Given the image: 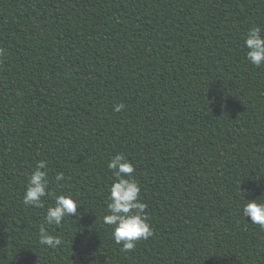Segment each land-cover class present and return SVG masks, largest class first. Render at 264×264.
I'll return each instance as SVG.
<instances>
[{
    "label": "trees",
    "instance_id": "obj_1",
    "mask_svg": "<svg viewBox=\"0 0 264 264\" xmlns=\"http://www.w3.org/2000/svg\"><path fill=\"white\" fill-rule=\"evenodd\" d=\"M254 25L264 0H0V264H264V228L241 211L264 202ZM116 153L153 229L129 252L103 222ZM40 160L80 205L59 226L51 196L22 203ZM41 226L62 243L41 245Z\"/></svg>",
    "mask_w": 264,
    "mask_h": 264
},
{
    "label": "clouds",
    "instance_id": "obj_2",
    "mask_svg": "<svg viewBox=\"0 0 264 264\" xmlns=\"http://www.w3.org/2000/svg\"><path fill=\"white\" fill-rule=\"evenodd\" d=\"M245 58L255 66L264 65V35L259 25L250 27L243 37ZM4 50L0 49V56ZM124 104L114 105L113 111L120 112ZM107 168L114 177L108 186L107 212L103 216V222L112 227L111 237L121 251L129 252L135 249L141 240H147L153 236V229L149 224L147 205L140 199V185L133 173L132 162L123 154L116 153L107 162ZM66 179L64 172L55 174L57 183ZM51 196L53 204L48 206L44 216L45 224L61 225L65 217L78 216L79 202L71 194H56L49 189L47 163L44 160L36 162L35 168L27 176L22 203L25 206L44 208L43 198ZM241 211L244 218L252 224L264 228V202L257 199H244ZM39 243L49 248H56L62 241L59 236L50 234L44 226L39 229Z\"/></svg>",
    "mask_w": 264,
    "mask_h": 264
}]
</instances>
